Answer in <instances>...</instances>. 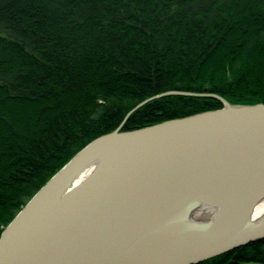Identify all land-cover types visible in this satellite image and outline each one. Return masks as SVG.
<instances>
[{
  "label": "trees",
  "instance_id": "obj_1",
  "mask_svg": "<svg viewBox=\"0 0 264 264\" xmlns=\"http://www.w3.org/2000/svg\"><path fill=\"white\" fill-rule=\"evenodd\" d=\"M212 94L264 104V0H0V234L91 140ZM198 264H264V238Z\"/></svg>",
  "mask_w": 264,
  "mask_h": 264
},
{
  "label": "water",
  "instance_id": "obj_2",
  "mask_svg": "<svg viewBox=\"0 0 264 264\" xmlns=\"http://www.w3.org/2000/svg\"><path fill=\"white\" fill-rule=\"evenodd\" d=\"M167 95L205 94L147 101ZM212 96L221 108L91 140L2 230L0 264H198L264 238V104Z\"/></svg>",
  "mask_w": 264,
  "mask_h": 264
},
{
  "label": "bare ground",
  "instance_id": "obj_3",
  "mask_svg": "<svg viewBox=\"0 0 264 264\" xmlns=\"http://www.w3.org/2000/svg\"><path fill=\"white\" fill-rule=\"evenodd\" d=\"M87 172H88V171H85L84 174H86ZM257 211H258L259 214L262 213V212L264 211V201L261 202V203L258 205Z\"/></svg>",
  "mask_w": 264,
  "mask_h": 264
}]
</instances>
